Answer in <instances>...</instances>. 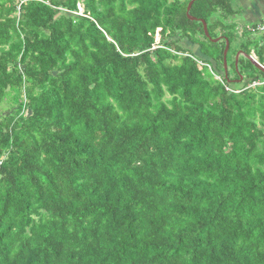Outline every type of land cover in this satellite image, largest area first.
I'll use <instances>...</instances> for the list:
<instances>
[{
	"label": "trees",
	"instance_id": "16d2710c",
	"mask_svg": "<svg viewBox=\"0 0 264 264\" xmlns=\"http://www.w3.org/2000/svg\"><path fill=\"white\" fill-rule=\"evenodd\" d=\"M191 1L0 0V264H264V75Z\"/></svg>",
	"mask_w": 264,
	"mask_h": 264
},
{
	"label": "rangeland",
	"instance_id": "374dc122",
	"mask_svg": "<svg viewBox=\"0 0 264 264\" xmlns=\"http://www.w3.org/2000/svg\"><path fill=\"white\" fill-rule=\"evenodd\" d=\"M234 8H235V4H234ZM242 19H244V17H242ZM247 30L245 29V26H243V27H240L238 31L236 30L235 34H233L232 32V35H234V37L231 38V44H230V49H229L230 52L228 53V59H227V67L230 73V77L232 78V81H236L235 75L232 71V66L235 65V70H236V61H237V57L239 53H244L245 55H247L246 53H248L249 54L248 56L254 57L258 63L259 61H262V63H264V49L262 50V52H258V53L256 52V49H257L256 47H259V48L264 47V32H259V27H257L254 30L252 29V31H250L249 28ZM182 46L185 47L186 49H190L192 51L197 52L196 50H194L196 48L191 46V44H189V42L187 41H183ZM207 46L209 45L207 44ZM257 50L259 51V49ZM248 63L249 62L244 56L241 55L239 57L238 68L240 69V71L242 70L244 72L242 76L245 78V81H248L247 79L248 78L251 79L252 77L257 79L258 73H256L253 67H250ZM216 79H219V78L216 77ZM259 80H261V78H259ZM257 86H260L259 81H257L251 87H257ZM11 105H13L11 98H6L3 104H0V113L1 112L4 113L8 111Z\"/></svg>",
	"mask_w": 264,
	"mask_h": 264
},
{
	"label": "crops",
	"instance_id": "0c3cea01",
	"mask_svg": "<svg viewBox=\"0 0 264 264\" xmlns=\"http://www.w3.org/2000/svg\"><path fill=\"white\" fill-rule=\"evenodd\" d=\"M242 3H241V2ZM236 14L227 23L235 28L256 29L264 22V0H234ZM244 17V19H242ZM248 31V30H247Z\"/></svg>",
	"mask_w": 264,
	"mask_h": 264
},
{
	"label": "water",
	"instance_id": "95a60500",
	"mask_svg": "<svg viewBox=\"0 0 264 264\" xmlns=\"http://www.w3.org/2000/svg\"><path fill=\"white\" fill-rule=\"evenodd\" d=\"M198 0H192L189 4H188V7H187V11H186V16L187 18L189 19V21L191 22H197L198 20L194 17H192L190 15V12H191V9L193 7V5L197 2ZM201 24L203 25V31H204V34H205V37L213 44H217L221 41H224L225 42V49H224V53H223V67H224V76L226 79H228V67H227V56H228V53H229V49H230V44H229V41L228 39L226 38H217V39H212L209 35V30H208V26L206 24L205 21H201ZM244 56L247 61L257 70L259 71L261 74L264 75V66L259 64L255 59L254 57L252 56H248V55H245L244 53H239L238 54V57H237V61H236V72H238V60H239V57L240 56ZM244 81V77L242 75L239 74V80L237 81V83H242Z\"/></svg>",
	"mask_w": 264,
	"mask_h": 264
},
{
	"label": "built area",
	"instance_id": "2783aa9c",
	"mask_svg": "<svg viewBox=\"0 0 264 264\" xmlns=\"http://www.w3.org/2000/svg\"><path fill=\"white\" fill-rule=\"evenodd\" d=\"M79 15L81 16L83 14L82 8L78 6ZM259 32H264V24L259 26Z\"/></svg>",
	"mask_w": 264,
	"mask_h": 264
},
{
	"label": "clouds",
	"instance_id": "9594fccd",
	"mask_svg": "<svg viewBox=\"0 0 264 264\" xmlns=\"http://www.w3.org/2000/svg\"><path fill=\"white\" fill-rule=\"evenodd\" d=\"M78 6H80L81 8H82V6L80 5V4H78L77 5V8H78ZM259 27V26H258ZM250 31H252V29L250 30ZM220 38V37H219ZM255 59V58H254ZM199 64H201V63H199ZM202 65V64H201ZM264 66V65H263ZM218 78V77H217ZM219 80V79H218Z\"/></svg>",
	"mask_w": 264,
	"mask_h": 264
}]
</instances>
